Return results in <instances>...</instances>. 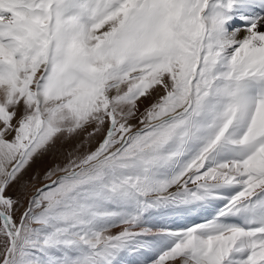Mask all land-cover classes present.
<instances>
[{"label":"snow or ice","instance_id":"6c2138e0","mask_svg":"<svg viewBox=\"0 0 264 264\" xmlns=\"http://www.w3.org/2000/svg\"><path fill=\"white\" fill-rule=\"evenodd\" d=\"M0 264H264V0H0Z\"/></svg>","mask_w":264,"mask_h":264},{"label":"rangeland","instance_id":"374dc122","mask_svg":"<svg viewBox=\"0 0 264 264\" xmlns=\"http://www.w3.org/2000/svg\"><path fill=\"white\" fill-rule=\"evenodd\" d=\"M54 158H56V159L54 160ZM55 163L63 164V163H64V160H63L62 157H59V156H57V157H53V156L50 155V156H48L47 158H45L42 162H40L38 165H36V166H35V169L38 170V171L41 173V175H43V173H44L47 169L51 168L52 165L55 164ZM37 186H38V187L40 186V183H39V182L37 183ZM179 226H180V225H179ZM179 226H178V227H179ZM178 227H177V228H178ZM114 231H116V230H114Z\"/></svg>","mask_w":264,"mask_h":264},{"label":"bare ground","instance_id":"6f19581e","mask_svg":"<svg viewBox=\"0 0 264 264\" xmlns=\"http://www.w3.org/2000/svg\"><path fill=\"white\" fill-rule=\"evenodd\" d=\"M55 159L56 158H54V160ZM192 219L194 220V219H203V218L202 217H199V218L198 217H193ZM184 223H191V220L190 221H177L175 224H172L170 226L171 227H174V228H177L179 225L182 226ZM116 231H118V229Z\"/></svg>","mask_w":264,"mask_h":264}]
</instances>
